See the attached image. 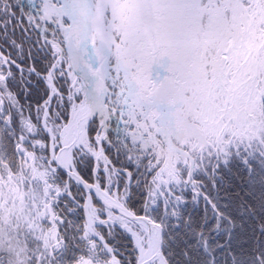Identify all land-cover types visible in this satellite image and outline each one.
<instances>
[{
    "label": "snow or ice",
    "instance_id": "obj_1",
    "mask_svg": "<svg viewBox=\"0 0 264 264\" xmlns=\"http://www.w3.org/2000/svg\"><path fill=\"white\" fill-rule=\"evenodd\" d=\"M0 264H264V0H0Z\"/></svg>",
    "mask_w": 264,
    "mask_h": 264
}]
</instances>
